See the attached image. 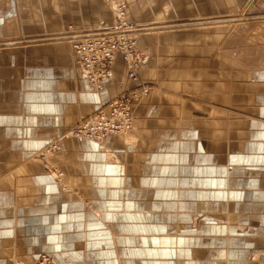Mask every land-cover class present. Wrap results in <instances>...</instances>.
I'll use <instances>...</instances> for the list:
<instances>
[{
	"label": "crops",
	"instance_id": "obj_1",
	"mask_svg": "<svg viewBox=\"0 0 264 264\" xmlns=\"http://www.w3.org/2000/svg\"><path fill=\"white\" fill-rule=\"evenodd\" d=\"M125 1L148 64L98 92L70 38L113 25L106 0H0V264H264V0L245 25L210 18L250 0ZM141 88L125 137H64Z\"/></svg>",
	"mask_w": 264,
	"mask_h": 264
},
{
	"label": "built area",
	"instance_id": "obj_2",
	"mask_svg": "<svg viewBox=\"0 0 264 264\" xmlns=\"http://www.w3.org/2000/svg\"><path fill=\"white\" fill-rule=\"evenodd\" d=\"M115 6L113 25L107 26L102 21L96 30L75 35L72 39L75 63L81 68L86 82L98 92L104 91L118 58L123 61L127 79L131 82L138 79V73L148 64V56L137 42L140 26L128 20L126 4ZM148 92V88H141V93L122 94L110 101L81 120L70 132L71 137L101 145L113 136L127 133L133 126V104ZM47 147L48 152L56 148L51 144Z\"/></svg>",
	"mask_w": 264,
	"mask_h": 264
},
{
	"label": "rangeland",
	"instance_id": "obj_3",
	"mask_svg": "<svg viewBox=\"0 0 264 264\" xmlns=\"http://www.w3.org/2000/svg\"><path fill=\"white\" fill-rule=\"evenodd\" d=\"M107 2H108V4H109V6L111 7V8H113V11H114V9H115V5L116 4H118V3H124V4H126L127 5V2L125 1V0H106ZM257 3H258V0H250L248 3H247V5H244L243 6V4H242V6H243V8L241 7V9L238 11V12H236L235 10H237L238 8L236 7V4H233L235 7L233 8V11L234 12H236V13H224V11H223V9L224 10H228V8H229V6H227L226 5V3H224V2H220V3H218L217 2V5H215L214 6V12H215V14H214V17L212 16L211 18H210V20L211 21H213L212 22V24H216V23H218V24H220V23H222L221 21H224V20H226V19H231V18H235V19H248V20H246L245 22H243L244 24L243 25H245L246 23H248V22H255V21H253V18L256 16L255 14H251L250 12H249V6H252V5H257ZM128 7V6H127ZM223 12V13H222ZM200 18H202V17H199L198 19H196L194 22H201L202 21V19H200ZM256 21H260V20H256ZM105 22V21H104ZM114 22H115V11H114ZM101 23V22H100ZM99 23V24H100ZM135 24H137V23H135ZM138 25V24H137ZM138 26H140V25H138ZM193 26H199V24L198 25H193ZM142 32V31H141ZM140 33V32H139ZM83 34H85V33H83ZM251 34H253V32L251 33ZM75 36V35H74ZM72 39H73V37H72ZM72 39L70 38V41H71V45H72ZM69 41V40H68ZM76 126V125H75ZM75 126H73V127H71V130H70V132H72V130H73V128L75 127ZM127 135V133H125V134H121L120 136H122V137H125ZM67 136H69V135H66V136H64V137H67ZM70 137H71V135H70ZM58 143V142H57ZM51 145L52 144H54V143H50ZM49 144V145H50ZM58 145H59V143H58ZM56 147V146H55ZM47 148V146L41 151V158H40V160H41V164H42V166L44 167V169H45V171L46 172H52L53 174H55V175H57L59 178H60V180H62L65 184H66V186H68L67 185V183H66V176H67V173H66V171H65V169H63L62 167H60V166H58L54 161H55V158H56V156L58 155V154H60L61 153V151H60V149H58V148H55V149H53L51 152H48V151H46L45 153L43 152L45 149ZM44 154V155H43ZM81 198V197H80Z\"/></svg>",
	"mask_w": 264,
	"mask_h": 264
},
{
	"label": "bare ground",
	"instance_id": "obj_4",
	"mask_svg": "<svg viewBox=\"0 0 264 264\" xmlns=\"http://www.w3.org/2000/svg\"><path fill=\"white\" fill-rule=\"evenodd\" d=\"M67 134L70 136V131ZM54 145L56 146V148H60L58 143L52 144V146H54ZM47 149H48V147L43 152L45 153L47 151ZM50 173L53 174L52 172H50ZM53 175L56 177V179L59 182H62V180H60V178L57 175H55V174H53ZM33 264H54V263L52 262V260L48 256L42 255L36 261H34Z\"/></svg>",
	"mask_w": 264,
	"mask_h": 264
}]
</instances>
